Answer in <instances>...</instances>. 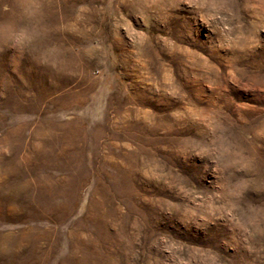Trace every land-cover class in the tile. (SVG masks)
Segmentation results:
<instances>
[{"label":"rangeland","instance_id":"rangeland-1","mask_svg":"<svg viewBox=\"0 0 264 264\" xmlns=\"http://www.w3.org/2000/svg\"><path fill=\"white\" fill-rule=\"evenodd\" d=\"M0 264H264V0H0Z\"/></svg>","mask_w":264,"mask_h":264}]
</instances>
